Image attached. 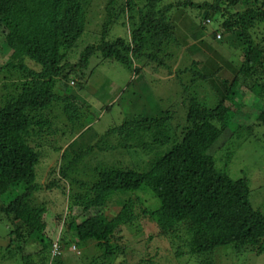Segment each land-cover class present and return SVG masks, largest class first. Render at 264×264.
<instances>
[{"label":"trees","instance_id":"obj_1","mask_svg":"<svg viewBox=\"0 0 264 264\" xmlns=\"http://www.w3.org/2000/svg\"><path fill=\"white\" fill-rule=\"evenodd\" d=\"M130 1L127 0L129 8L135 4ZM248 1L204 0L201 3L185 0L160 6V0H147L146 8L138 11V18L135 7L129 9L127 15L123 8L121 14L124 12L132 23L130 38L117 37L103 40L98 45H88L83 49L79 62L73 64L67 60L68 55L83 34L87 21V11L81 0H0V73L20 71L26 78L20 86V93L8 96L0 107V212L13 221L15 228L12 233L18 239L34 240L42 245L36 261L31 260V255L22 256L24 264H63L59 256H51L57 240L49 232L46 218L49 209L46 204L34 205L35 195L43 185L38 183L36 173L40 153L32 142L36 140V133L43 134L44 127L51 128L56 120L55 116L52 120L44 113H50L52 106L58 105L62 106L67 120L73 118L77 109L75 105L78 107L81 101L78 93L67 92L66 89L72 86L83 88L87 79L85 69L94 55H99L102 60L133 66L139 78L144 77L142 72L150 64L156 65L157 69L167 68L169 74L174 75L175 71L167 63L168 57L172 56L169 51L173 43L179 45L175 37L178 28L172 12L189 6L204 13V24L207 20L211 23L216 19L224 35L234 34L242 39L241 68L233 79H220L213 85L211 74L195 70L199 64L195 60L192 66L176 75L180 79L181 73H191L190 83L182 82L185 114L179 120L181 123L173 114L176 111L169 108L155 116L135 114L106 133L109 136L117 133L123 141L136 138L142 130L152 139L132 147L163 148L171 143L172 146L156 157L145 171L106 166L95 171L99 176L96 181L71 178L69 200L73 205L82 207L85 212L97 209L95 214L76 225L77 243L96 241L105 248L106 257L112 255L113 235L121 225L134 219L131 196L141 190H151L159 200V206L145 212L150 213L161 234L169 235L174 244L176 242L177 257H192L197 264H219L217 249L222 246H231L237 255L246 252L261 254L264 251V212L256 209L251 201L249 179L233 178L229 172L230 157H216L209 152L206 140L196 138L208 126L225 131L234 119H237L238 126L229 141L235 136L242 138L243 133L248 139L251 131L264 126V37L257 39L254 35L256 26L264 20V0H253L252 5L245 7L244 3ZM240 3L245 8L233 12ZM118 15L114 20L111 14L106 22L104 39L109 24L122 19ZM217 31L214 32L216 38ZM27 60L38 67H30ZM209 78L211 88L219 94L216 106L211 107L201 100L203 97L198 89V93L193 89L197 82ZM248 90L256 91V97L263 102L257 116L243 109V94ZM231 105L238 106L239 113ZM174 120L176 125H173ZM35 125L40 130L36 133L33 131ZM96 146L80 149L77 154L69 146L62 154L60 172L70 178L69 174L78 172V166ZM76 183L84 192L76 191L73 187ZM54 186L60 188L62 185L54 180L49 187ZM118 196L123 198L122 201L118 199L123 209L109 218L105 210ZM66 218L65 223L68 222ZM63 232L65 235L61 240L66 242L68 231ZM6 251L8 254H0L1 260L17 253L15 249Z\"/></svg>","mask_w":264,"mask_h":264},{"label":"rangeland","instance_id":"obj_2","mask_svg":"<svg viewBox=\"0 0 264 264\" xmlns=\"http://www.w3.org/2000/svg\"><path fill=\"white\" fill-rule=\"evenodd\" d=\"M111 1L81 0L87 11V21L83 34L69 52L68 61L73 64L78 63L83 49L88 45H98L103 40L109 41L117 37L130 38L132 23L126 15L130 13L129 9L135 7L134 12H137L138 18V11L146 8L147 0H133L135 4L130 8L127 0H115L114 3ZM133 1L131 0L130 3ZM160 1L159 5L164 6L171 2L185 0ZM195 1L202 3L204 0ZM252 3L253 0H249L247 4L244 3V6L252 5ZM244 6L240 3L232 11L244 9ZM123 8L126 15L124 12L121 14ZM175 10L172 15L178 28L175 31V37L179 45L173 43L169 51L172 56L167 60L169 68L175 71L174 75H170L167 68L158 67L157 69L156 65L150 64L142 72L144 77L139 78L133 66L129 67L112 60H102L99 55H94L89 67L85 69L87 79L83 82V88L72 86L66 89L67 92L78 93L81 101L78 107L75 105L77 109L74 111V116L72 115L73 118L69 117L67 120L63 115L62 106L56 105L52 106L50 113H44L52 120H55L54 116L56 117L51 128L46 125L43 134L39 135V132L36 133L40 131L39 126L33 127L37 137L34 136L36 140L32 144L40 153V163L36 170L37 181L43 185V189L35 195L34 205L46 204L49 209V214H46L49 232L56 238V246L60 247L59 252L53 247L51 256H59L63 264H197L192 257H177L176 242L174 244L169 235L161 234L160 228L150 213L145 212L155 210L159 206V200L154 197L151 190H141L132 196L129 195L134 204L133 222L121 225L113 235L111 240L113 253L107 257L105 248L96 241H90L87 244L77 243L76 225L95 214L97 209L85 212L82 207L74 206L69 200L71 178L87 182L96 181L99 176L95 171L106 166L145 171L149 169L150 163L156 157L158 158L171 148L172 143L163 148L132 147L137 144L142 145L141 141L148 142L152 139V136L143 134L142 130L136 138L123 140L125 143L119 134L109 136L106 133L111 128L123 124L126 118H133L135 114L155 116L169 108L176 111L173 114L179 122L181 116L185 114V93L182 82L190 83L191 73H181L179 79L176 77L178 71L192 66L193 61L196 60L199 64L195 70L206 75L211 74L214 79H218V81L212 80V84L215 85V82L219 83L220 79H233L241 68L242 39L234 34L224 35L223 31L224 38L218 40L214 32L220 29V22L214 19L211 23L204 24V13L199 8L189 6ZM111 14L114 15V20L119 14L118 17L122 18V21L111 24L112 21L108 26L107 37L104 39L105 24ZM254 35L257 39L264 37V20L258 23ZM27 63L30 67H38L30 60H27ZM222 66L223 69L220 70ZM25 80L20 71H14L13 74L7 71L0 73V107L5 104L8 96L13 97L20 93V86ZM210 80L211 78L197 82V86L193 89L194 91L198 89L203 97L201 100L211 107L216 106L219 94L211 88ZM190 91L195 93L193 90ZM255 94L254 90L244 93L242 99L244 106H242L245 111L257 116L263 102ZM231 106L236 112L239 111L238 106ZM176 124L174 120L173 125ZM237 126V119H234L225 131L208 126L203 128L196 138L206 140L209 144V152L216 157H230L231 176L235 179L241 177L249 179L251 201L256 209L264 212V126L255 128V132L251 131L252 135L248 139L243 133L242 138L235 136L229 141ZM41 135L45 137L41 138ZM104 136L108 137L97 147V143L105 138ZM91 145L96 147L85 157L81 166H78V172H73L69 174L70 178H66L60 172L63 163L62 154L65 149L71 146L76 151L74 154H77L80 149L91 148ZM112 145L117 147L113 148ZM54 180H58L62 186L50 188L49 185ZM73 187L78 192H84V189L77 187V183ZM122 195L127 196L124 193ZM120 198L115 197L105 210L109 218H113L122 211L123 204L118 199L122 201L123 198ZM65 218L68 220L67 223ZM14 228L11 218L5 217L0 212V254H8L6 249L17 251L14 257L0 259V263L24 264L22 256L29 255L32 261H36L42 245L34 240L18 239L16 234L12 233ZM63 230L68 231L69 238L66 242L61 240L65 235ZM217 251L220 253L219 264H264V251L261 254L246 252L237 255L231 246L219 247Z\"/></svg>","mask_w":264,"mask_h":264},{"label":"built area","instance_id":"obj_3","mask_svg":"<svg viewBox=\"0 0 264 264\" xmlns=\"http://www.w3.org/2000/svg\"><path fill=\"white\" fill-rule=\"evenodd\" d=\"M207 23H210V20H207ZM222 36H223V30H222V29H219V30L217 31V38H218V39H221ZM56 245H57V244H55V248H56L57 252H59L60 249H58L59 247H57ZM58 250H59V251H58Z\"/></svg>","mask_w":264,"mask_h":264},{"label":"clouds","instance_id":"obj_4","mask_svg":"<svg viewBox=\"0 0 264 264\" xmlns=\"http://www.w3.org/2000/svg\"><path fill=\"white\" fill-rule=\"evenodd\" d=\"M56 244V243H55ZM60 248V247H59Z\"/></svg>","mask_w":264,"mask_h":264}]
</instances>
